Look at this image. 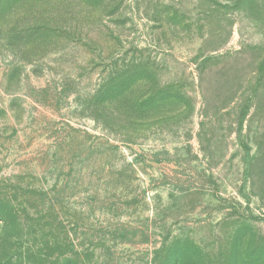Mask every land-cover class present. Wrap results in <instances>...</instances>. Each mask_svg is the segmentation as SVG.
<instances>
[{
	"label": "rangeland",
	"instance_id": "rangeland-1",
	"mask_svg": "<svg viewBox=\"0 0 264 264\" xmlns=\"http://www.w3.org/2000/svg\"><path fill=\"white\" fill-rule=\"evenodd\" d=\"M0 264H264V0H0Z\"/></svg>",
	"mask_w": 264,
	"mask_h": 264
}]
</instances>
